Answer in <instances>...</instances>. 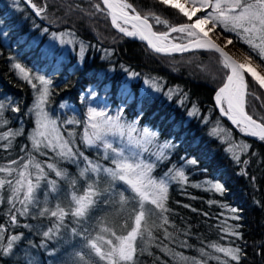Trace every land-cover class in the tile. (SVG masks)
I'll return each instance as SVG.
<instances>
[{
    "label": "trees",
    "instance_id": "1",
    "mask_svg": "<svg viewBox=\"0 0 264 264\" xmlns=\"http://www.w3.org/2000/svg\"><path fill=\"white\" fill-rule=\"evenodd\" d=\"M34 2L39 3L40 0ZM90 2L91 0H47L51 5L50 23L48 19L36 17L23 0H0V30L8 33L6 37L0 35V99L10 98L20 107L19 113L5 110V118L9 124L0 130H7V127L24 130L13 140L9 150L5 151L0 147V165L6 164L10 159L24 156L25 152H21V148L31 151L32 147L28 135L35 126V118L28 113L36 92L11 69V64L15 61L21 63L31 75L44 76L52 81L54 91L50 103L46 105L47 111L57 120L64 136L67 137L68 132L73 133L71 139L91 160L106 167L111 166L110 162L102 159L101 149L86 147L81 142L89 107L103 109L111 115H116L118 109L123 107L122 115L125 121H134L140 116L139 128L148 127L158 132L160 143L171 141L175 144L167 159L154 169L157 178L163 176L170 167L183 168L187 177L185 183H169L166 204L171 210L167 214L171 221L168 231L173 234V238L167 240L162 229H153L157 239L148 246V252L152 255H148V252L139 255L138 264H183L180 257L174 259L172 255H166L165 251L161 250L163 245L184 256L198 259L201 258L198 249L204 247L210 254L204 257L207 264H218L213 258L216 256L227 259L222 253H216L208 247L210 243L242 248L244 255L240 264H264V142L244 135L226 118L219 117L213 97L220 85V78L217 76L213 79L207 72L202 71L203 66L210 63V54H157L150 51L141 41L124 37L112 27L110 18L102 14L89 16L80 10L69 12L67 9L69 4L89 9ZM130 2L142 12L155 11L171 23L183 20L174 10L157 4L156 0ZM156 27L157 30H165L163 25ZM43 28H47L48 32H43ZM61 32L74 34L73 49H69L65 57L45 52L43 46L50 35ZM80 42L87 46L82 60L78 56ZM236 47L247 50L246 46L239 43ZM10 57L14 60H10ZM125 68L138 73V76L129 78ZM153 78L162 84V91L154 92L144 83L146 79L151 81ZM121 85H126V88ZM177 86L182 91L169 99L165 93ZM183 93H187L188 98L181 105L178 101ZM85 96L88 98L83 99ZM193 103L198 106L200 116L210 118L208 124L202 123L200 116H188ZM250 103H254L253 112H264L259 101ZM62 104L66 106L61 107ZM217 118L221 125L229 130L228 139L251 145L247 153L241 154L240 163L235 162L231 153L225 151L227 143L209 135ZM68 119H75L80 123L65 124ZM110 139L118 144L117 137ZM3 143L0 141V145ZM32 155L44 161L53 156V153L40 156L33 152ZM192 159L197 163H187ZM243 160H248L249 163L245 165ZM60 166L72 175H78L76 165L62 161ZM241 169L247 172L246 176L238 174ZM50 178L57 179L54 173H50ZM217 182L224 186L223 194L212 188V184ZM58 183L61 190L59 198L63 200L68 185L64 181ZM46 192L47 188L42 184L38 194L41 201L44 200ZM7 195L6 191L0 192V196L4 198L0 201V224L8 226L11 233L23 232L25 239L14 249V255L0 258V264H27L29 260L33 261V264H60L59 258L64 254L68 255V264H71L73 253L82 245L81 239L71 234V228L76 226L72 223V218H66L67 228L62 229L57 238L46 241V250L40 246L44 240L40 233L51 226L50 221L46 218L19 217L20 226L11 227L6 214L10 207L7 204ZM48 200L50 206H55L58 202L51 196ZM210 201L212 203H209ZM229 208L240 209L237 215L241 219H230L233 213ZM112 211L113 209L100 203L88 223L94 227L99 217ZM118 222L123 224V219ZM24 224L33 227L26 228L23 227ZM237 224L242 239L222 230L223 227ZM184 241L187 242V247L183 246ZM4 242L7 243L6 239ZM52 250L55 251L54 255H50ZM230 264L236 262L230 261Z\"/></svg>",
    "mask_w": 264,
    "mask_h": 264
},
{
    "label": "snow or ice",
    "instance_id": "2",
    "mask_svg": "<svg viewBox=\"0 0 264 264\" xmlns=\"http://www.w3.org/2000/svg\"><path fill=\"white\" fill-rule=\"evenodd\" d=\"M23 2L32 9L36 17L52 22L49 17L51 5L47 0H40L39 3L34 0ZM156 3L174 10L183 18L182 22L171 23L155 11L142 12L130 0H91L89 9H82L80 5L73 7L71 4L67 5V9L69 12L80 10L89 16L102 14L110 18L112 27L124 37L138 38L158 54L209 53L210 63L203 66L202 71L213 79L217 76L220 78V85L213 97L219 117L226 118L244 135L264 142V112H253L254 103H250L259 101L260 108H264V0H156ZM157 25H163L165 30H157ZM42 31L46 33L48 29L43 28ZM0 35L6 37L8 33L0 30ZM65 36L70 38L65 39ZM72 37L74 34L71 32L52 33V39L60 45L75 43ZM237 43L246 46L247 50L238 49ZM86 49L87 46L80 42L78 56L81 60ZM9 59L14 60L12 57ZM11 69L33 88L36 95L28 113L35 116V126L28 135L31 151L21 148V152H25L24 156L0 165V192L8 193L7 204L10 207L6 214L10 226L19 227V217L48 219L51 226L40 233L44 238L40 246L47 250L46 241L57 238L62 229L67 228L65 220L70 216L72 223L76 225L71 228V234L82 241L80 249L73 253L71 264H138L139 255L148 252L149 244L157 239L153 229H162L164 238L171 240L173 234L168 231L171 221L167 215L171 210L166 204L169 183H185L187 177L183 168L170 167L163 176L157 178L154 169L167 159L175 144L171 141L160 143L158 132L148 127L139 128L140 116L134 121H125L123 107L118 109L116 115L89 107L81 142L86 147L101 149L102 159L111 165L106 167L91 160L76 146L71 139L72 132H68L67 137L64 136L57 120L47 111L46 105L50 103L54 91L52 81L44 76L31 75L19 62L14 61ZM124 71L129 78L138 76V73L127 68ZM144 83L154 92L162 91V84L156 78L151 81L146 79ZM121 87L126 88V85ZM181 91L177 86L175 89H168L165 95L171 99ZM187 98L188 94L183 93L178 102L183 105ZM6 109L13 113L20 112L19 105L10 98L0 99V129L9 124L5 118ZM187 114L189 117L200 116L198 106L193 103ZM200 119L204 124L210 121L208 116H200ZM74 123L78 124L80 121H65V124ZM23 131L22 128L14 130L11 127L0 130V141L4 142L0 147L5 151L9 150L13 140ZM228 134L229 130L217 118L209 135L227 143L225 151L231 153L235 162L240 163L241 154L247 153L251 145L228 139ZM110 137H119L120 142L114 143ZM153 145L155 151H152ZM33 152L40 156H48L51 152L53 156L42 161L32 155ZM145 153L151 158H144ZM62 161L76 165L78 175L74 176L61 167ZM187 163L196 164L197 161L192 159ZM243 163L247 165L249 161L243 160ZM50 173H54L57 179H51ZM238 174L246 176L247 172L241 169ZM58 181H64L68 185L63 200L59 198L61 190ZM42 184L47 188L43 201L38 195ZM212 188L220 194L225 191L224 186L218 182L212 184ZM49 196L57 199L55 206L49 205ZM3 199L0 196V201ZM100 203L113 211L99 217L93 227L88 221ZM229 211L233 213L230 219H241L237 215L240 209L229 208ZM153 217L156 219H152ZM119 219H123V224L118 222ZM23 227L33 226L24 224ZM238 228L237 224L223 227L222 230L242 239ZM24 239L23 232L11 233L8 226L0 224V258L14 255V249ZM182 244L188 246L186 241ZM207 246L227 258L213 257L218 264H230V261L240 264L244 255L240 247H223L216 243ZM161 250L174 259L180 257L183 264H207L204 257L210 255L204 247L198 249L199 259L184 256L169 249L167 245H163ZM54 254L55 251L52 250L50 255ZM148 255L152 253L148 252ZM27 264H33V261L29 260Z\"/></svg>",
    "mask_w": 264,
    "mask_h": 264
},
{
    "label": "rangeland",
    "instance_id": "3",
    "mask_svg": "<svg viewBox=\"0 0 264 264\" xmlns=\"http://www.w3.org/2000/svg\"><path fill=\"white\" fill-rule=\"evenodd\" d=\"M57 34H59V33H57ZM69 38L70 37L65 36V39H69ZM133 39H135V38H133ZM73 45L74 44L60 45L58 43V41L52 39V34H51L49 39L44 43L43 50L45 52H50L51 54L56 53V54L60 55L61 57H65L68 54V50L69 49L70 50L73 49ZM34 118H35V116H34ZM117 141H118V143L120 142V138L119 137H117ZM152 151H155V146L154 145L152 146ZM144 157L146 159H150L151 158L148 153H145ZM59 263L60 264H68V255L64 254L61 258H59Z\"/></svg>",
    "mask_w": 264,
    "mask_h": 264
},
{
    "label": "water",
    "instance_id": "4",
    "mask_svg": "<svg viewBox=\"0 0 264 264\" xmlns=\"http://www.w3.org/2000/svg\"><path fill=\"white\" fill-rule=\"evenodd\" d=\"M29 8V7H28ZM31 11H32V9L31 8H29ZM33 12V11H32ZM34 13V12H33ZM135 39H137V40H139L138 38H135ZM140 41V40H139ZM142 42V41H141ZM146 47H147V45H146V42H142ZM148 48V47H147ZM149 49V48H148ZM150 50V49H149ZM151 51V50H150ZM153 52V51H152ZM155 53V52H154ZM186 53H189V52H186ZM158 54V53H157ZM178 54H185V53H173V54H171V55H178ZM162 55H165V54H162Z\"/></svg>",
    "mask_w": 264,
    "mask_h": 264
}]
</instances>
